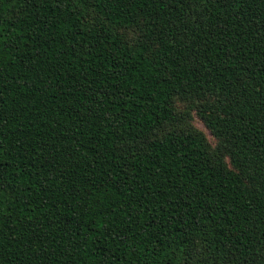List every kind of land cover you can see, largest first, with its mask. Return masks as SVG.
<instances>
[{
	"label": "trees",
	"instance_id": "trees-1",
	"mask_svg": "<svg viewBox=\"0 0 264 264\" xmlns=\"http://www.w3.org/2000/svg\"><path fill=\"white\" fill-rule=\"evenodd\" d=\"M0 264H264V0H0Z\"/></svg>",
	"mask_w": 264,
	"mask_h": 264
},
{
	"label": "rangeland",
	"instance_id": "rangeland-1",
	"mask_svg": "<svg viewBox=\"0 0 264 264\" xmlns=\"http://www.w3.org/2000/svg\"><path fill=\"white\" fill-rule=\"evenodd\" d=\"M199 126H200L202 129H204L203 126H202L201 124H199ZM207 133H208V132H207ZM208 135H210V134L208 133Z\"/></svg>",
	"mask_w": 264,
	"mask_h": 264
}]
</instances>
